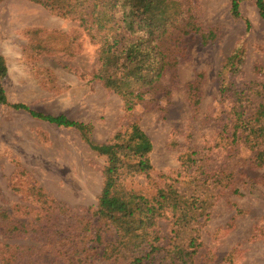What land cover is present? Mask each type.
Here are the masks:
<instances>
[{"label": "rangeland", "instance_id": "1", "mask_svg": "<svg viewBox=\"0 0 264 264\" xmlns=\"http://www.w3.org/2000/svg\"><path fill=\"white\" fill-rule=\"evenodd\" d=\"M173 1L168 12L176 18L155 41L162 76L127 110L120 95L93 78L98 45L87 30L30 0H0L7 68L1 85L9 104L0 105V251L18 245L30 258L44 262L48 252V264H61L40 234L9 235L7 224H37L44 214L39 189L69 209L56 223L62 230L91 218L103 187L105 158L81 132L10 106L24 104L88 124L96 143L138 126L152 143L151 169L124 186L147 198L175 189L178 209L197 197L203 224L193 264H264V117L254 122L264 102V22L254 0L240 3L239 17L231 15L230 0ZM136 28L129 39L141 36ZM174 219L165 208L153 228L165 249L187 242V231L173 239ZM90 256L89 264H113L100 250Z\"/></svg>", "mask_w": 264, "mask_h": 264}, {"label": "trees", "instance_id": "2", "mask_svg": "<svg viewBox=\"0 0 264 264\" xmlns=\"http://www.w3.org/2000/svg\"><path fill=\"white\" fill-rule=\"evenodd\" d=\"M30 1L76 21L80 28L88 31L92 43L98 45V69L93 78L120 95L127 110L142 101L161 78L165 62L155 41L176 18L168 12L175 3L173 0ZM242 1L245 0H230L233 17H239ZM254 1L264 22V0ZM136 27L141 28V36L129 39L136 34ZM6 73L4 58L0 56V105H9L1 85ZM245 88L249 90L252 85ZM245 90L242 89L239 95H243ZM10 106L55 126L78 130L89 148L105 158V166L102 191L91 218L82 217L58 230L56 223L60 216L65 218L70 215L69 209L37 189L44 214L35 218L37 224L9 221L6 226L9 235L40 234L44 239L43 247H51L61 264H89L92 250H100V258L113 264H193V257L201 245L198 239L203 224V214L197 212L200 208L195 207L197 197H187L182 202L190 206L178 209L182 196L175 189H159L154 197L147 198L124 186L128 177L135 173L145 174L151 169L148 155L152 143L138 126L131 125L127 131L118 132L108 142L96 143L89 138L88 124L72 121L62 115L38 113L24 104ZM263 117L264 102H259L254 122ZM261 155L259 152L258 157ZM165 208H169L175 217L173 239H179L181 232L188 233L187 242L173 246L169 243L168 249L160 246V239L153 230ZM24 250L28 252L29 249L3 245L1 264H48V252L42 262L40 258H30Z\"/></svg>", "mask_w": 264, "mask_h": 264}]
</instances>
